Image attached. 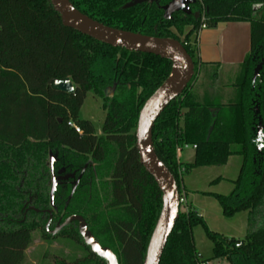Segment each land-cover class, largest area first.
Masks as SVG:
<instances>
[{
	"label": "trees",
	"instance_id": "obj_1",
	"mask_svg": "<svg viewBox=\"0 0 264 264\" xmlns=\"http://www.w3.org/2000/svg\"><path fill=\"white\" fill-rule=\"evenodd\" d=\"M70 1L107 26L180 40L191 55L192 80L153 128L155 151L175 178L181 198L186 200L184 174L225 165L232 155L244 158L233 192L213 196L226 217L249 213L247 234L235 238L211 230L186 200L160 264L202 262L193 233L197 226L213 244L209 260L264 264V0H198L191 14L180 11L169 19L162 6L170 0L129 8L124 6L132 0ZM227 21L251 24V51L234 84L237 96L227 104L200 101L192 89L202 64L198 33L203 23L214 27ZM172 69L169 59L115 47L66 26L50 0H0V264H21L34 231L45 240L62 237L72 244L73 256L55 264H109L85 241L78 221L56 234L48 231L50 214V230L81 215L93 239L113 251L119 264H144L163 194L140 161L136 128L146 100ZM68 77L74 93L50 86L52 80ZM90 91L106 110L101 135L79 116ZM70 120L82 133L68 125ZM186 146L195 147L193 162L179 159V149ZM52 154L57 156L53 165ZM59 169L82 174L78 185L61 182L53 190Z\"/></svg>",
	"mask_w": 264,
	"mask_h": 264
},
{
	"label": "water",
	"instance_id": "obj_2",
	"mask_svg": "<svg viewBox=\"0 0 264 264\" xmlns=\"http://www.w3.org/2000/svg\"><path fill=\"white\" fill-rule=\"evenodd\" d=\"M50 1L55 10L60 13L63 23L66 26L112 46L123 47L130 51L152 53L169 59L173 63L171 75L143 105L136 128L140 161L146 170L154 177L163 194L162 211L149 241L144 264H160L166 243L179 215L181 196L175 178L155 151L153 128L156 120L164 109L186 89L189 82L192 80L195 72L192 57L180 40L159 38L110 27L81 12L70 0ZM197 1L198 0H170L167 4L162 6L164 17L169 19L174 13L180 11L185 14H191V5L195 4ZM144 2L158 3L159 0H132L124 7L129 8ZM200 15V12L195 13L197 18L200 17ZM262 67V62L255 67L253 82L256 81ZM50 86L58 92L72 94L75 91L74 84L69 77L65 79H54L51 81ZM256 111L259 112L258 105ZM261 128L262 123L260 121L258 125L259 134L262 133ZM52 161L53 157H51V162ZM57 181L58 180L54 178L53 184L55 185ZM76 219L81 221L82 234L92 249L101 257L108 260L109 264H119L113 251L103 248L93 239L87 229L86 221L81 216H72L68 218L54 232ZM48 227L49 223L47 224V228Z\"/></svg>",
	"mask_w": 264,
	"mask_h": 264
},
{
	"label": "crops",
	"instance_id": "obj_3",
	"mask_svg": "<svg viewBox=\"0 0 264 264\" xmlns=\"http://www.w3.org/2000/svg\"><path fill=\"white\" fill-rule=\"evenodd\" d=\"M197 47L198 57L202 63L192 85L197 99L217 104L232 102L237 96L234 84L239 77L241 64L251 51V24L246 21H227L201 29L197 36ZM229 69L233 70L230 76L220 75ZM195 153V147L186 146L179 149L178 155L181 162L190 163L194 161ZM234 157L237 160L232 162ZM243 160L242 155H232L223 166L225 168L199 167L183 176L187 202L204 217L211 230L235 238H243L247 234L249 213L240 212L232 217H226L213 194L229 195L233 192ZM232 173L235 177H230ZM223 179L230 181L228 191L225 193L220 189ZM198 252L201 260L207 261L208 264H231L224 258L209 260L210 257H206L199 250Z\"/></svg>",
	"mask_w": 264,
	"mask_h": 264
},
{
	"label": "rangeland",
	"instance_id": "obj_4",
	"mask_svg": "<svg viewBox=\"0 0 264 264\" xmlns=\"http://www.w3.org/2000/svg\"><path fill=\"white\" fill-rule=\"evenodd\" d=\"M260 6V5H258ZM257 18L260 17V13L256 15ZM184 36L182 35L183 39ZM194 36H192V40ZM231 69L225 71L223 76H230ZM208 76H206L207 78ZM222 77V76H221ZM202 78H204L202 76ZM110 92V91H109ZM79 116L82 119L90 120L95 128L96 135L102 134L103 123L106 117V110L103 106V100L95 95L93 91H90L85 101L80 109ZM237 160L236 157L232 159V162ZM222 166H217L216 168H225ZM232 176L235 177V174L232 173ZM230 181L228 179H223L220 189L224 193L227 192V186H229ZM218 206V205H217ZM182 208L184 206L182 205ZM243 214V213H242ZM241 214V216H242ZM244 216V215H243ZM194 240L196 247L199 251L203 252L206 257H212V247L213 244L210 239L207 237V234L202 226H197L194 228ZM33 243L25 251V259L21 264H55L56 259H61L62 257L71 258L73 256V246L71 243H63L67 240L64 238H58L53 240H45L40 234L39 231H34L32 233ZM79 253L76 254L78 256Z\"/></svg>",
	"mask_w": 264,
	"mask_h": 264
},
{
	"label": "flooded vegetation",
	"instance_id": "obj_5",
	"mask_svg": "<svg viewBox=\"0 0 264 264\" xmlns=\"http://www.w3.org/2000/svg\"><path fill=\"white\" fill-rule=\"evenodd\" d=\"M196 13V12H195ZM75 122V121H74ZM51 157H53V161L51 162V160H50V163H51V165H53V163L56 161V159H57V156L56 155H54V154H52L51 155ZM78 173V171L77 170H75V171H73V172H66L65 171V169H59V172L57 173V174H55L54 176H53V178H52V189L54 190L55 189V187H56V185L57 184H59V183H61V182H64V183H66V184H72L73 186H74V188L78 185V183H79V181H80V178H81V175L82 174H77ZM57 179L58 181H57V183L54 185L53 184V179ZM50 213H51V211H49ZM72 216H81V215H72ZM72 216H70V217H72ZM70 217H68V218H70ZM84 220H85V218L83 217V216H81ZM67 218V219H68ZM66 219V220H67ZM51 220H52V215L50 214V218H49V220H48V222H47V224L49 223V227L47 228V224H46V228H47V230L48 231H50L51 233H53V234H56L57 232H59L62 228H64V227H62L61 229H59L58 231H56V232H54L56 229H58L59 228V226H61L66 220H64L62 223H59L58 225H57V227L55 228V229H53V230H50V223H51ZM74 221H78L79 222V226H80V230H81V233H82V223H81V221L80 220H74ZM74 221H72V222H74ZM86 221V220H85ZM72 222H70V223H72ZM69 223V224H70ZM86 223H87V221H86ZM68 225V224H67ZM66 225V226H67ZM87 229H88V225H87ZM89 231V230H88ZM83 235V234H82ZM84 237V236H83ZM60 238H62V237H60ZM86 241V240H85ZM116 255V254H115ZM117 257V256H116Z\"/></svg>",
	"mask_w": 264,
	"mask_h": 264
},
{
	"label": "built area",
	"instance_id": "obj_6",
	"mask_svg": "<svg viewBox=\"0 0 264 264\" xmlns=\"http://www.w3.org/2000/svg\"><path fill=\"white\" fill-rule=\"evenodd\" d=\"M203 20H204V17H203ZM204 28H207V25H206V23H203L202 24V26H201V29H204ZM68 125L70 126V127H73V128H75L76 129V131L77 132H79V133H82V129L73 121V120H70L69 122H68ZM185 197L183 198H181V203H185ZM238 246L240 245V243H238L237 244ZM200 264H208V262L207 261H202Z\"/></svg>",
	"mask_w": 264,
	"mask_h": 264
}]
</instances>
